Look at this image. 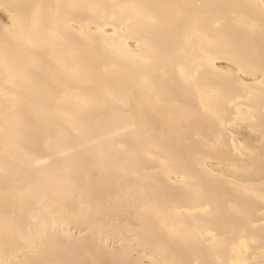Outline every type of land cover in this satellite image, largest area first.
<instances>
[{"label": "snow or ice", "instance_id": "obj_1", "mask_svg": "<svg viewBox=\"0 0 264 264\" xmlns=\"http://www.w3.org/2000/svg\"><path fill=\"white\" fill-rule=\"evenodd\" d=\"M0 11V264H264V0Z\"/></svg>", "mask_w": 264, "mask_h": 264}, {"label": "bare ground", "instance_id": "obj_2", "mask_svg": "<svg viewBox=\"0 0 264 264\" xmlns=\"http://www.w3.org/2000/svg\"><path fill=\"white\" fill-rule=\"evenodd\" d=\"M24 2H48V0H0V5L2 4H12V3H24ZM81 2H111V0H81ZM119 2H137V3H155V2H163V0H119ZM188 2H201V0H188ZM214 2H227V0H214ZM242 2H247V0H242ZM3 19V13L0 11V20ZM106 31H110V29H106ZM124 33H121V36H123ZM128 44L129 48L135 49L136 48V39L134 34H129L127 40L125 41ZM67 55V54H66ZM218 68L222 67L225 70H228L230 67H234L232 65L228 64V61L225 59H217L215 61ZM109 68L111 69V65H109ZM247 80V78H245ZM81 88L84 92H87L89 88V84L87 81L83 82L81 85ZM84 97L81 96L79 100L81 102L84 101ZM239 99V98H237ZM76 98L70 97L69 100L66 102L65 107L69 110H71L72 105L76 103ZM234 111V110H233ZM232 135L237 137V143H243L246 140H248L250 133H248V130L246 127L241 126L239 128L234 129ZM159 180L169 186H173V182H175L176 185H179L180 180L177 178L175 174L171 175V179H169L168 175L165 174V172L161 171L159 173ZM258 183V181H257ZM178 212H183L185 215H196V216H202L204 215L203 212H201L198 208L186 206V208H178ZM137 210L133 209L131 211V214L127 217L126 223H128L129 226L135 223V216H136ZM73 230L75 231V234L77 236L80 235L79 231H76V226L73 225ZM115 243L119 245L120 241L119 239H116Z\"/></svg>", "mask_w": 264, "mask_h": 264}]
</instances>
